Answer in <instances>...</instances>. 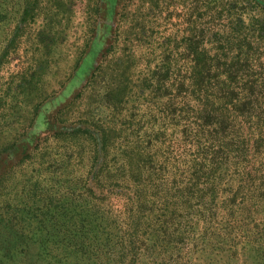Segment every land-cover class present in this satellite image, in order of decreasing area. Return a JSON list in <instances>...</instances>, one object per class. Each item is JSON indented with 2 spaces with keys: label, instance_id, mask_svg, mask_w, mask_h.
<instances>
[{
  "label": "trees",
  "instance_id": "16d2710c",
  "mask_svg": "<svg viewBox=\"0 0 264 264\" xmlns=\"http://www.w3.org/2000/svg\"><path fill=\"white\" fill-rule=\"evenodd\" d=\"M113 1L106 7L114 13ZM234 5L237 19L257 8L256 22L240 19L241 27L222 37L197 28L186 39L180 35L174 71L162 62L152 74L153 92L162 95L118 96L109 106L108 131L88 120L58 123L62 108L45 118L49 138L84 139L88 149L69 150L75 160L59 190H40L38 199L45 183L29 184L31 191L21 186L29 200L0 217L8 219L0 228V263L193 264L211 254L221 264L264 259V0ZM122 8L98 31L96 46L117 34ZM167 39L175 49V39ZM97 50L84 52L76 71L92 66ZM152 100L154 109L161 102L158 116L144 123L140 108ZM44 139L31 132L0 160L7 165L24 156L14 161L23 167L37 159ZM44 161L35 176L52 171Z\"/></svg>",
  "mask_w": 264,
  "mask_h": 264
},
{
  "label": "rangeland",
  "instance_id": "374dc122",
  "mask_svg": "<svg viewBox=\"0 0 264 264\" xmlns=\"http://www.w3.org/2000/svg\"><path fill=\"white\" fill-rule=\"evenodd\" d=\"M106 1L109 5L114 2L0 0V157L13 153L21 138L31 132L46 139L37 159L21 168L16 167L14 161L24 156H13V162L7 165L6 158L0 160V178L6 179L0 186V217L12 211L14 204L29 200L27 193H19L22 185H25L24 190L31 191L34 186L29 184L37 183V189L45 183L37 192L38 199L40 190L49 187V190H59L71 174L69 160H75L68 157L69 150L78 149L82 155L87 151L88 142L84 139L69 141L63 137H48L44 120L57 108L64 109L58 123L88 120L108 131L113 108L109 106L118 96L121 99L122 95H128L127 98L129 95L144 98L162 95L161 91L153 92L156 81L152 74L161 68L162 62L169 63L174 71V65L179 64L175 60L180 35L186 39L197 28L206 34L226 36L241 27L240 19L254 23L259 15L257 8L249 6L237 19L232 6L239 0H216L213 5L209 2L214 0H118L114 13L106 7ZM202 2L209 7L200 8ZM121 7L117 34L104 35L102 45L96 46L98 31L105 28V23L113 24L116 9ZM167 37L175 39L172 43L175 49L168 47ZM95 48L98 50L92 66L85 64L86 69L76 71L82 54L87 52L88 55ZM105 53L107 56L103 58ZM121 88L125 90L118 91ZM166 95H174V92ZM160 103L157 109H154L155 100L142 105L139 111V115L144 113L142 122H153L157 118ZM39 108L41 113L34 122ZM9 147H13V151ZM43 160H46L45 165L53 166L52 171L35 176L37 170H42L39 164ZM52 177L58 178L60 183L55 184ZM7 222L8 219L0 222L3 231ZM192 261L193 264H221V256L211 254ZM239 264H264V259L242 257Z\"/></svg>",
  "mask_w": 264,
  "mask_h": 264
}]
</instances>
